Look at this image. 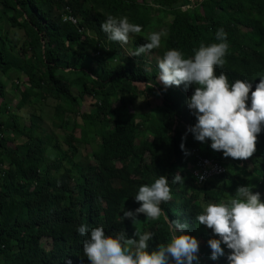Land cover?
<instances>
[{
	"label": "trees",
	"instance_id": "1",
	"mask_svg": "<svg viewBox=\"0 0 264 264\" xmlns=\"http://www.w3.org/2000/svg\"><path fill=\"white\" fill-rule=\"evenodd\" d=\"M66 15L77 24L65 22ZM108 15L142 30L126 44L110 41L101 29ZM219 28L229 48L216 74L254 88L264 75V0H0V264H89L85 237L76 231L81 224L129 237L151 232L150 248L170 242L163 216L122 218L139 207L138 187L160 175L171 189L161 208L202 242L201 264H227L226 256L210 259L207 240L216 237L195 215L227 202L242 185L255 186L264 201V131L245 160L224 157L210 140L196 141L186 105L196 86L165 88L156 66L170 48L188 58L201 44L219 43ZM157 31L167 32L161 47L133 55ZM5 80L20 95L17 113L32 100L55 102L51 127L62 135L50 128L48 135L35 123L39 118L20 124L5 103ZM83 145L92 149L86 158ZM197 155L220 163L222 177L199 187L192 175ZM176 173L183 183L171 184Z\"/></svg>",
	"mask_w": 264,
	"mask_h": 264
},
{
	"label": "clouds",
	"instance_id": "2",
	"mask_svg": "<svg viewBox=\"0 0 264 264\" xmlns=\"http://www.w3.org/2000/svg\"><path fill=\"white\" fill-rule=\"evenodd\" d=\"M101 29L110 41L121 44L128 42L130 34H139L142 30L127 17L111 15L105 18ZM166 36V31L150 33L133 55L160 48L162 38ZM215 37L219 43L201 44L188 58L176 48L164 51L156 62L157 78L165 88L195 85L192 95L186 99V105L195 117V124L188 131L196 141L210 140V147L222 151L224 157L245 160L256 151L258 134L264 131V75L259 77L254 88L246 79H237L230 84L223 72L217 75L215 70L225 64L229 44L223 28L216 31ZM180 147L184 150L183 143ZM196 161L193 178L197 171ZM213 162L222 168L220 163ZM178 182L183 183V178L176 173L171 184ZM254 187L238 186L227 202L209 203L195 215V221L211 229L216 237L207 240L211 260L226 256L227 264H264V201L259 191H253ZM133 198L139 202V207L124 210L122 218H130L134 223L139 214L151 220L163 216L168 221L170 242L150 248L151 232L137 230L129 237L123 231L106 234L103 226L89 229L81 224L76 231L85 237L82 249L89 264H201L200 242L190 234L189 224L169 220L161 208L162 203L171 199L167 176L160 175L150 185H140ZM225 249L230 251L226 254Z\"/></svg>",
	"mask_w": 264,
	"mask_h": 264
},
{
	"label": "rangeland",
	"instance_id": "3",
	"mask_svg": "<svg viewBox=\"0 0 264 264\" xmlns=\"http://www.w3.org/2000/svg\"><path fill=\"white\" fill-rule=\"evenodd\" d=\"M19 35H21V33ZM12 78L15 79L16 76H13ZM20 78H21V80L26 79L25 76H20ZM5 81H4V83L6 84L7 88L9 89L8 94H6V96H5V103L9 104L11 106L10 107L11 108L10 113L12 115H16L18 117V121L20 124L29 125L30 122H33L32 118H39V121L37 120L35 123H37L39 127L44 128L48 135H50V129L53 131V133L55 134L56 137H58L59 135H62L58 130H55L54 128L51 127L52 122H53L54 109H55V105H56L55 102H53V101L42 102V101L32 100L30 102V104H28L21 112L19 111L17 113L16 106L20 100V95L17 93V91L15 92L14 89L12 87H10L9 81H6V82ZM84 110L87 111V109H84ZM3 119H7V114H5L3 116ZM74 125H75V123H73V119H71L68 130L72 129L74 127ZM47 134H46V136H47ZM76 136L78 138H80L81 132L78 131ZM52 138L55 139L53 136H52ZM60 141H61V139H60ZM61 147H62V149L67 148L63 142L61 143ZM91 151H92L91 148L87 147L86 145H83L80 148V152H81L80 156L83 158H86L87 154H90ZM48 152L52 156L53 160L56 159L55 155H57V154L53 149L48 148ZM66 164H67V162H66ZM94 164L95 163H93V165ZM193 179L196 181L195 177ZM79 182H81V181L79 180ZM199 242H200V244H199V247H200L202 245V242L201 241H199ZM49 244L50 243H47V245H49Z\"/></svg>",
	"mask_w": 264,
	"mask_h": 264
},
{
	"label": "built area",
	"instance_id": "4",
	"mask_svg": "<svg viewBox=\"0 0 264 264\" xmlns=\"http://www.w3.org/2000/svg\"><path fill=\"white\" fill-rule=\"evenodd\" d=\"M64 21L71 22L72 24H77V21L71 16L66 15ZM1 140V136H0ZM197 171L194 174L198 185L202 186L207 183L209 180L220 177L224 173L223 169L215 162L207 160L205 158H197ZM203 176L204 179L200 180L199 177Z\"/></svg>",
	"mask_w": 264,
	"mask_h": 264
},
{
	"label": "bare ground",
	"instance_id": "5",
	"mask_svg": "<svg viewBox=\"0 0 264 264\" xmlns=\"http://www.w3.org/2000/svg\"><path fill=\"white\" fill-rule=\"evenodd\" d=\"M139 204V203H138Z\"/></svg>",
	"mask_w": 264,
	"mask_h": 264
}]
</instances>
